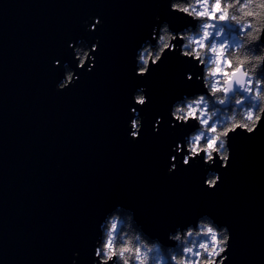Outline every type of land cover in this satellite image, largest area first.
Returning a JSON list of instances; mask_svg holds the SVG:
<instances>
[{
	"label": "water",
	"instance_id": "obj_1",
	"mask_svg": "<svg viewBox=\"0 0 264 264\" xmlns=\"http://www.w3.org/2000/svg\"><path fill=\"white\" fill-rule=\"evenodd\" d=\"M101 15L104 27L97 69L72 89L55 92L61 74L53 58L71 63L68 39H90L81 26ZM176 29L187 21L168 12L165 0H0V262L64 264L78 250L88 264L90 242L102 208L134 207L150 236L167 243L176 223L201 212L229 224L234 255L264 264V131L231 143L235 165L223 187L201 190L198 168L172 177L171 137L152 120L181 93L186 61L167 56L146 78L134 77L133 49L150 31L152 16ZM62 61V63H63ZM148 87L151 106L136 143L126 139V101Z\"/></svg>",
	"mask_w": 264,
	"mask_h": 264
},
{
	"label": "clouds",
	"instance_id": "obj_2",
	"mask_svg": "<svg viewBox=\"0 0 264 264\" xmlns=\"http://www.w3.org/2000/svg\"><path fill=\"white\" fill-rule=\"evenodd\" d=\"M168 12L182 16L186 26L174 28L159 14L150 31L133 49L134 77L146 78L167 56L186 61V82L198 90L171 100L164 115L152 120L153 135L166 121L171 139L163 174L198 168L201 190L223 187L222 173L235 165L231 143L264 131V0H165ZM101 15H88L81 26L90 39H68L71 63L53 58L60 70L54 84L59 93L74 88L85 73L97 69L104 27ZM63 61V63H62ZM148 87L140 84L126 101V139L136 143L151 106ZM90 242L88 264H243L234 255L229 224L201 212L176 223L166 241L150 236L137 220L134 207L115 203L102 208ZM3 264V262H0ZM64 264H81L78 250ZM250 264V262H249Z\"/></svg>",
	"mask_w": 264,
	"mask_h": 264
}]
</instances>
